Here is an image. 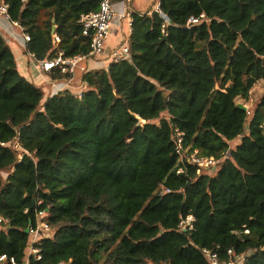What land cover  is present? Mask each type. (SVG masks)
<instances>
[{
  "label": "trees",
  "instance_id": "obj_1",
  "mask_svg": "<svg viewBox=\"0 0 264 264\" xmlns=\"http://www.w3.org/2000/svg\"><path fill=\"white\" fill-rule=\"evenodd\" d=\"M3 1L38 60L90 52L81 18L100 0ZM131 26V57L87 71L81 97L46 94L0 32V264H208L203 248L264 264V95L238 102L264 81V0H159Z\"/></svg>",
  "mask_w": 264,
  "mask_h": 264
},
{
  "label": "built area",
  "instance_id": "obj_2",
  "mask_svg": "<svg viewBox=\"0 0 264 264\" xmlns=\"http://www.w3.org/2000/svg\"><path fill=\"white\" fill-rule=\"evenodd\" d=\"M132 9L128 7L124 12L117 13L112 5L111 0H100V6L97 11L91 12L89 14H85L81 18V22L83 24V34L90 38V46L91 50L88 54H77L74 56H65L63 51H59L57 55L51 58H45L42 60H38L36 54L27 50L26 51L30 55V57L35 60L41 68L46 73H51L54 70L59 71L62 74H68L66 78L55 79L51 78L49 85L56 86L60 83L67 85H73L77 71L80 70L83 75L88 71V67L86 65V60L90 57L100 56L104 50V46L106 44L107 39L109 38L112 26L114 23V19L116 17L122 18H130L132 20ZM165 16V15H164ZM0 17L10 21L14 26L18 27L22 32L25 42L27 43L31 37L25 32L24 27L18 22L14 21L11 18L9 13V4L6 2L0 3ZM166 17V16H165ZM205 13L200 14V16H193L189 19L187 26L199 24L204 21H209ZM132 25V24H131ZM55 40L57 42L60 41V37L58 35L55 36ZM131 57L130 53V38L125 37L121 40L120 44L116 46L111 52L107 60L109 61H121L124 59H129ZM51 75V74H50ZM71 87V86H70ZM87 87V81L82 77L79 81V84L76 85L75 89L72 90L74 94L78 97H81L85 88ZM64 90V88L62 89ZM61 91V90H60ZM46 94H52L47 93ZM183 136L184 132H181L177 129V152L180 155V158H184L186 154V150L183 146ZM187 159L189 162L195 163L201 167L205 168H216V164L218 160L214 157H205L201 156L195 152H190L187 155ZM47 213L46 211H39L37 222L35 225H31L28 228V233L30 235V246L28 248L29 254H37L38 258H41L40 248L35 246L43 237L50 236L53 232L51 224L46 219ZM195 218L193 215H188L186 217H182L179 228L183 230H192L194 228ZM9 218H6L0 215V224H9ZM203 252L208 257V264H243L245 257L243 255H234L232 249L228 250V257L222 258L217 251L210 250L207 248L202 249ZM6 258L5 255L0 257L1 260ZM13 264H17L14 258L11 259ZM56 264H70L68 261H59Z\"/></svg>",
  "mask_w": 264,
  "mask_h": 264
},
{
  "label": "crops",
  "instance_id": "obj_3",
  "mask_svg": "<svg viewBox=\"0 0 264 264\" xmlns=\"http://www.w3.org/2000/svg\"><path fill=\"white\" fill-rule=\"evenodd\" d=\"M114 10L117 13L124 12L128 7L132 9L133 12H148L150 9L154 11L159 10V1L153 6L154 0H111ZM151 13V12H150ZM132 20L130 18L116 17L112 26V31L109 38L106 41L104 50L100 56L90 57L86 60V65L88 71L91 69L108 67L109 60L108 57L110 52L120 44L121 40L125 37H129L132 32ZM0 32L7 38L13 52L16 56L18 67L20 72L25 75L28 79L33 81L35 84L42 86L45 92L55 94L60 90L70 89L71 91L75 89L76 85L83 77V73L78 70L73 85H65L60 83L56 86H50L49 82L52 78L49 73H46L41 66L33 60L28 52L26 51V42L24 36L20 29L13 25L12 22L7 21L0 17ZM71 86V87H70ZM27 254L29 255L28 251Z\"/></svg>",
  "mask_w": 264,
  "mask_h": 264
},
{
  "label": "rangeland",
  "instance_id": "obj_4",
  "mask_svg": "<svg viewBox=\"0 0 264 264\" xmlns=\"http://www.w3.org/2000/svg\"><path fill=\"white\" fill-rule=\"evenodd\" d=\"M158 1L159 0H154L153 1L154 4L152 7H154L155 4L158 3ZM263 95H264V81L259 80L252 87L249 99L245 100L243 98H238V102L245 104L248 109H252ZM218 169L219 166L218 167L216 166V168L213 169V171L216 172Z\"/></svg>",
  "mask_w": 264,
  "mask_h": 264
},
{
  "label": "water",
  "instance_id": "obj_5",
  "mask_svg": "<svg viewBox=\"0 0 264 264\" xmlns=\"http://www.w3.org/2000/svg\"><path fill=\"white\" fill-rule=\"evenodd\" d=\"M242 104V103H241ZM245 106V108H247V106L245 104H243Z\"/></svg>",
  "mask_w": 264,
  "mask_h": 264
}]
</instances>
